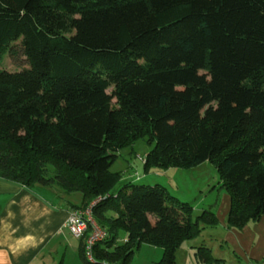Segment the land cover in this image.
Masks as SVG:
<instances>
[{"label":"trees","instance_id":"16d2710c","mask_svg":"<svg viewBox=\"0 0 264 264\" xmlns=\"http://www.w3.org/2000/svg\"><path fill=\"white\" fill-rule=\"evenodd\" d=\"M17 44L28 68L0 70V178L92 202L106 237L92 261L80 244L83 264H131L143 243L162 249L151 264H177L217 226L212 210L193 219L166 187L111 172L140 138L154 144L144 175L215 167L227 228L264 216V0H0V61ZM195 255L224 262L203 244Z\"/></svg>","mask_w":264,"mask_h":264},{"label":"crops","instance_id":"0c3cea01","mask_svg":"<svg viewBox=\"0 0 264 264\" xmlns=\"http://www.w3.org/2000/svg\"><path fill=\"white\" fill-rule=\"evenodd\" d=\"M213 170L216 172L212 164L205 162L188 170L170 168L153 170L158 174L152 176L135 174L139 182L166 187L158 178L172 173L178 182L195 181L199 192L208 188V198L200 199L198 196L197 205L195 208L192 206L194 209L212 210L217 226L211 231H203L197 243L209 247V241L211 245L212 241L219 245L224 242L237 262L260 264L264 260V216L239 230L227 228L230 198L221 187L218 175L212 174ZM57 191L56 187L40 185L27 188L0 178V264H66L67 258L71 264H83L79 253L83 241L75 239L65 226L69 211L82 204L81 195Z\"/></svg>","mask_w":264,"mask_h":264},{"label":"rangeland","instance_id":"374dc122","mask_svg":"<svg viewBox=\"0 0 264 264\" xmlns=\"http://www.w3.org/2000/svg\"><path fill=\"white\" fill-rule=\"evenodd\" d=\"M15 54L14 55H6L2 61H0V70H8V71H17L20 69L28 68V63L25 57L23 56L18 44L15 47ZM110 91V90H109ZM115 103L113 102L112 105ZM154 144L151 143L148 138H140L134 142L129 147H124L118 152V157L114 161V163L111 165L110 170L113 173L121 174V179L127 180L132 179L133 181H137L138 175L135 173L140 174V176L144 175L143 170V163L145 162V156L148 152H150L153 148ZM214 167V166H213ZM170 169V168H169ZM158 170V169H156ZM205 176H208V173L205 172ZM154 174H158L156 171L151 170L149 173L145 175L152 176ZM212 174H217L215 170H213ZM210 174L209 176H212ZM218 175V174H217ZM216 176H214L215 178ZM139 180V179H138ZM160 182H162L164 185H166V188L169 189L168 191L175 197L183 199V201L191 203V205H197L198 202V196L200 199L208 198L209 193L207 192L208 188L203 189L202 191H198L199 189L196 187L195 181H188L187 184L183 182H178V179L176 180L173 178L172 173H168L167 175H162V177L158 178ZM214 180V179H213ZM147 185H153L151 183H146L147 181H144ZM121 181H119L116 188H118L121 184ZM141 184V183H140ZM210 185L212 182L209 183ZM190 185V186H189ZM213 185V184H212ZM193 186V187H191ZM56 187L59 191H57L60 194H67L65 191L61 190L57 186ZM195 192L197 193L196 196L193 194ZM215 197V194H214ZM82 198V197H81ZM210 199H213V196L210 197ZM95 202V201H94ZM87 205V204H85ZM92 205V202L89 203V205L85 206L84 209L79 208H72L69 211V215L72 212H77L79 214L85 213L86 210H88ZM81 206V205H80ZM193 208V219L200 213V209H194ZM107 217L112 216L114 219L116 217L115 213H107ZM93 219V218H92ZM150 220L153 221V218L150 217ZM94 221V220H93ZM95 222V221H94ZM67 223V222H66ZM95 224L98 226V228L103 231L100 226L95 222ZM66 226V225H65ZM211 231V229H209ZM208 233V232H207ZM202 236H199L197 238H194L192 240L185 241L175 252L176 257V263L177 264H204L199 261L197 256L195 255L196 248L200 246L201 243H197L198 239H201ZM76 239V238H75ZM126 238L119 240V243L123 240L125 241ZM80 240V239H79ZM82 243L84 245V239H82ZM223 242V241H221ZM204 245V244H203ZM206 246V245H205ZM208 248L211 250V255L214 259H221L223 260V264H243L240 262H237L236 258L233 256L232 251L224 244L219 245L215 243V241L208 243ZM207 247V246H206ZM162 257V249L158 247H153L148 244L143 243L138 250V252L134 255L131 264H151L158 262ZM66 264H71L70 258H67Z\"/></svg>","mask_w":264,"mask_h":264},{"label":"built area","instance_id":"2783aa9c","mask_svg":"<svg viewBox=\"0 0 264 264\" xmlns=\"http://www.w3.org/2000/svg\"><path fill=\"white\" fill-rule=\"evenodd\" d=\"M66 228L74 238L84 239L85 258L88 261H92V249L94 245L102 241L106 237V234L93 221L90 208L85 213H70ZM260 264H264V260Z\"/></svg>","mask_w":264,"mask_h":264}]
</instances>
